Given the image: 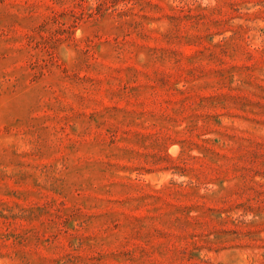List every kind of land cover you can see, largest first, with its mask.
Listing matches in <instances>:
<instances>
[{"label":"rangeland","instance_id":"rangeland-1","mask_svg":"<svg viewBox=\"0 0 264 264\" xmlns=\"http://www.w3.org/2000/svg\"><path fill=\"white\" fill-rule=\"evenodd\" d=\"M0 264H264V0H0Z\"/></svg>","mask_w":264,"mask_h":264}]
</instances>
